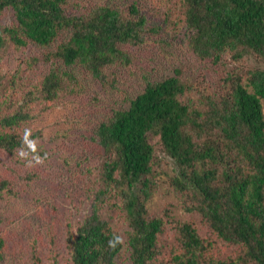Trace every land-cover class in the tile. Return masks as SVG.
I'll return each mask as SVG.
<instances>
[{"label":"trees","instance_id":"16d2710c","mask_svg":"<svg viewBox=\"0 0 264 264\" xmlns=\"http://www.w3.org/2000/svg\"><path fill=\"white\" fill-rule=\"evenodd\" d=\"M70 3L0 0V15L6 10L14 15L12 23L0 24V49L45 48L43 58L50 62L38 82L29 77L24 82L17 70L7 92L0 75V149L8 153L27 150L47 156L43 147L36 145L33 152L25 141L26 134L32 142L40 136L26 128L33 118L31 103L73 90L77 75L71 66L81 64L103 79L107 67L132 61L122 45L141 44L149 32L162 30L148 24L137 0L126 9ZM180 6L187 43L197 57L219 63L229 53L235 60L254 54L262 66L225 70L224 91L201 92L198 99L190 96L194 87L182 79L180 69L164 79L147 77L128 108L114 109L98 125L94 138L106 153L103 185L94 188L91 212L76 228L68 223L69 264H121L122 257L129 264H264V0H180ZM15 85L28 89L24 103L12 109L8 103ZM155 137L176 167L170 176L173 189L219 239L243 247L239 259L205 255L211 241L191 221H177L180 246L161 243L166 223L147 204L162 166ZM3 185L12 186L7 180ZM118 210L130 226L125 241L110 223ZM116 236L121 240L113 247L109 241ZM5 246L0 237V254ZM32 250L42 263L36 245ZM58 262L54 254L48 264Z\"/></svg>","mask_w":264,"mask_h":264},{"label":"rangeland","instance_id":"374dc122","mask_svg":"<svg viewBox=\"0 0 264 264\" xmlns=\"http://www.w3.org/2000/svg\"><path fill=\"white\" fill-rule=\"evenodd\" d=\"M76 1L85 6L109 4L126 9L134 0H70L71 3ZM137 2L148 17V24L161 25L162 30L149 32L141 44L122 45L131 54L129 64L107 67L103 79L94 77L81 64L73 65L70 69L77 75L73 90L64 91L52 101L39 99L31 103L33 118L26 128L29 134L40 133L33 143L43 147L47 156H36L27 150L8 153L0 149V237L6 245L0 254V264H48L53 262L54 254L59 256L57 264H69L68 223L76 228L91 212L94 188L103 185L102 162L106 153L94 138L95 130L112 116L114 109L130 106V100L144 89L147 77L164 79L180 69L182 79L194 87L190 94L194 98L201 92L219 95L224 91L223 75L227 69L246 72L262 66L261 59L254 54L235 60L229 53L219 63L200 59L187 43L180 0ZM13 20L14 15L9 10L0 15V24H10ZM64 37L62 35L58 41ZM44 50L12 45L0 49V75L5 92L9 91L17 70L24 82L27 77L38 82L40 76L48 72L50 62L43 58ZM33 57L39 59L32 66L28 65ZM13 89L16 94L8 103L12 109L24 103L28 86L15 85ZM152 141L156 143L162 166L157 168V186L147 204L150 213L163 217L166 223L164 234L160 235L161 243L167 248L180 246L177 221H191L197 225L199 233L211 241L205 255L239 259L244 255L240 244L219 239L198 212L188 210L186 198L178 196L170 184V176L176 171L172 159L164 154L157 137ZM21 152L26 155L21 156ZM36 157L41 162H37ZM4 180L12 186L5 187ZM119 213L118 210L111 215L110 223L125 241L130 226ZM34 245L42 263L33 256ZM121 260V264H129L125 257Z\"/></svg>","mask_w":264,"mask_h":264},{"label":"clouds","instance_id":"9594fccd","mask_svg":"<svg viewBox=\"0 0 264 264\" xmlns=\"http://www.w3.org/2000/svg\"><path fill=\"white\" fill-rule=\"evenodd\" d=\"M25 141L28 143V146L32 149V151L35 152L36 151V145L32 141L28 140L27 134L25 135ZM24 155H26V153L21 152V156H24ZM36 160H37V162H41L39 157H36ZM120 240H121V238L119 236H116V237H114L113 240L109 241V244L111 246L115 247L116 243L120 242Z\"/></svg>","mask_w":264,"mask_h":264}]
</instances>
